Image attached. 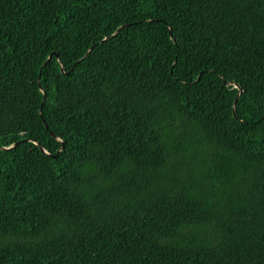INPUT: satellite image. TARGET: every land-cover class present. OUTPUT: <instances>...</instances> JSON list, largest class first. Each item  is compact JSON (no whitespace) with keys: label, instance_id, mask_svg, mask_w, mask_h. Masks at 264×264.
<instances>
[{"label":"trees","instance_id":"16d2710c","mask_svg":"<svg viewBox=\"0 0 264 264\" xmlns=\"http://www.w3.org/2000/svg\"><path fill=\"white\" fill-rule=\"evenodd\" d=\"M0 264H264V0H0Z\"/></svg>","mask_w":264,"mask_h":264},{"label":"water","instance_id":"95a60500","mask_svg":"<svg viewBox=\"0 0 264 264\" xmlns=\"http://www.w3.org/2000/svg\"><path fill=\"white\" fill-rule=\"evenodd\" d=\"M64 67L62 66V69H63ZM64 70V69H63ZM41 76V75H40ZM237 98H238V96L236 97V100H235V103H236V101H237Z\"/></svg>","mask_w":264,"mask_h":264}]
</instances>
